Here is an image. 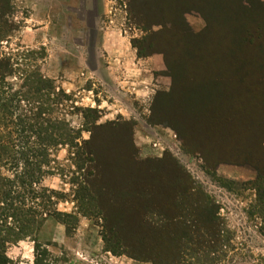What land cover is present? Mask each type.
<instances>
[{"label": "rangeland", "instance_id": "1", "mask_svg": "<svg viewBox=\"0 0 264 264\" xmlns=\"http://www.w3.org/2000/svg\"><path fill=\"white\" fill-rule=\"evenodd\" d=\"M12 3L10 20L17 29L0 43V52L18 62L15 68L38 74L51 85V89L21 100L20 112L27 115L43 108L44 117L61 121L66 129V134L55 137L58 144L40 140L33 145V137L27 143L29 148L43 151L37 156L45 164L41 167V186L57 192L53 208L76 218L67 233L63 223L47 216L36 236L59 258L58 264H153L139 255L132 257L113 240V229L122 220L121 207L108 209L105 203L124 201L133 186L126 191L121 188L133 179L141 183L163 179L159 190L167 194V185L175 180L178 170L200 184L218 206L234 248L226 264H264V219L250 214L254 190L242 186V182L255 178V170L246 162L233 163L220 157V139L216 140L219 133L227 138L231 128L242 129L243 125L236 121L231 124L237 127L228 126L230 123L214 127L228 117L230 110L233 114L242 111L238 103L248 104L246 99L252 90L246 83L250 81L237 79L229 84L222 80V74L225 66L233 68L226 54L242 60L235 68L243 65V58L248 60L245 55H264V0ZM179 7L186 9L182 12L184 22L175 15ZM176 23H182L188 35L181 37L172 31ZM133 41H137V48ZM138 49L140 54L149 55L139 56ZM107 52L115 60L125 59L122 70H128L121 72L115 67L114 71L125 79L122 85L107 73L112 58ZM42 55L43 59L39 58ZM133 61L147 68L143 74L134 70ZM141 75L147 94L138 99L129 82ZM7 81L12 91H29L18 77ZM254 82L260 99L250 97L254 101L249 112L253 120L250 129L254 131L250 139L254 136L258 144L263 140L260 152L264 157V84ZM203 113L210 116L204 121L208 128L200 122ZM11 133L13 137L19 135L12 128ZM19 141L14 149L27 150L23 139ZM199 142L203 153L198 152ZM121 143L129 145L130 151ZM247 145L249 151L251 145ZM164 160L178 170L166 168L159 177L152 172L153 166ZM5 162L3 171L11 176L9 159ZM131 162L137 163L140 171H148V178L136 175ZM216 176L232 182V186L223 187ZM148 218L156 220L153 215ZM126 230L129 234L125 236L124 232L125 237L133 236V228ZM32 249L33 242L25 239L10 245L6 253L20 264H32Z\"/></svg>", "mask_w": 264, "mask_h": 264}, {"label": "trees", "instance_id": "2", "mask_svg": "<svg viewBox=\"0 0 264 264\" xmlns=\"http://www.w3.org/2000/svg\"><path fill=\"white\" fill-rule=\"evenodd\" d=\"M12 9V0H0V43L17 29L10 20ZM184 10L186 9L179 7L175 14L181 22ZM175 27L172 31H175L177 35L181 37L188 35L182 23H176ZM261 38L264 39V36ZM136 42L133 41L132 45L137 48ZM140 53L141 50L138 49L139 56L149 55ZM43 57V55L39 56L41 59ZM225 57L227 62L233 61L231 64L233 68L225 66L222 80L231 84L230 81L248 79L250 83H245L252 90L250 97L259 100L257 83L254 81L259 82L261 86L264 84V55L259 53L245 55L248 60L243 58V65L237 68H235L236 62L242 64L240 58L235 55L228 56V54ZM12 60V57L0 52V264H20L12 260L6 251L10 245L25 239L33 242L32 264H58L59 258L54 257L36 236L47 216H53L63 223L67 233L70 231V224L76 218L53 208V199L57 192L41 186L43 176L41 167L45 164H42L43 160L37 159V156H42L43 151L39 152L40 149L37 147L29 148L27 143L33 137L36 139L32 141L33 145L39 144L40 140L58 144L59 142H55V137L66 134V129L61 121L44 117L45 109L43 108L42 110L37 108L34 112L28 111L27 115L20 112L21 100H27L39 91L49 90L51 85L48 83L49 80H43L38 74H26L19 66L15 68L18 62H12ZM12 77L22 80V86L29 91H26V94L21 90L12 91V84L7 81ZM250 97L246 99L248 104L238 103L240 106H237L242 111L233 114L231 108L230 114H227L228 117H223L222 122L214 123V127L218 123H230L228 126L231 127L243 125L242 129L241 126L235 130L231 128L232 134L227 138L226 135L221 138L220 135L223 133H219V138L216 140L220 139L217 142L222 151L218 152L220 157L230 159L233 163L246 162L254 168L255 178L242 182V186L245 189L254 190L255 199L250 214H258L264 219V157L260 152L263 140L258 144V141H253L254 136L250 139V134L254 132L250 129L253 124L249 115L250 105L254 102ZM243 116H246V119H242ZM209 117L207 113L201 115L200 122L206 127L208 123L205 124L204 121ZM236 121L241 124L232 126L231 123ZM11 128L19 135L13 137ZM19 139H23V146L28 147L27 150L19 149V147H17L18 150L14 149L15 146L20 145H18ZM17 141L19 142L16 143ZM211 144L213 145V142L208 145ZM247 144L251 145L249 151ZM122 146L130 151L126 143ZM199 147L198 152L203 153L201 142L197 144V148ZM87 155L90 159L92 158L89 152ZM5 159H9V167L13 168L11 176H7L3 171L6 165ZM162 162L153 166L154 169L149 166V169H153L151 171L159 177L166 168H172V171L177 168L171 164L172 162H165V160ZM130 164L136 175L141 173L148 178V171H140L135 162ZM178 172V174L174 173L175 180L167 185L169 187L167 194L159 190L163 179L157 182L144 180V183H141L135 179L124 182L122 190L131 184L133 186L131 193L126 192L125 200L114 199L112 204L105 203L108 209L112 206L121 207L119 213L122 220L116 226L117 228L113 229V240L121 244L132 257L140 258L141 256L140 259H148L153 264H226L228 253L234 248L231 244L232 234L220 218L218 206L200 184L193 181L188 174L179 170ZM210 174L215 175L213 171H210ZM215 178L223 187L228 188V184L229 187L232 186V182L217 176ZM89 200L92 201V197H89ZM148 215L156 217L155 222H152ZM129 227L134 229V234L125 237L129 234L126 230Z\"/></svg>", "mask_w": 264, "mask_h": 264}, {"label": "crops", "instance_id": "3", "mask_svg": "<svg viewBox=\"0 0 264 264\" xmlns=\"http://www.w3.org/2000/svg\"><path fill=\"white\" fill-rule=\"evenodd\" d=\"M103 51H106V50H103ZM106 54H109L111 57L113 56V54L111 52H107ZM125 54H128V53H125V52L120 53V55H125ZM113 58L114 57L111 58V60L109 62L110 64L107 66V71H108L107 73H108L109 77L112 80H114V82H116L117 85H122L123 83H125V79L124 78L122 79V76L116 74L114 71H116L115 67H119L121 72H125L126 70H128V69L122 70L123 69L122 67H125V63H124L125 59L118 58L117 60H115ZM148 59H150V58H148ZM115 61H117V62H115ZM133 62H134L133 63L134 64V70H138L139 73L143 74V70L147 69V68H143V67L138 66V61L137 62L133 61ZM120 70H118V72ZM144 76H145V74H144ZM140 79H142V75L139 76L138 78H135L134 80H132L130 82L128 81L129 84L132 85V89L137 94L136 97L138 99L140 98V96L147 94V90H145V88L143 87L145 85L143 84V82H141L143 79L142 80H140ZM146 82H147V80H146Z\"/></svg>", "mask_w": 264, "mask_h": 264}]
</instances>
